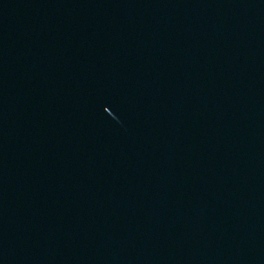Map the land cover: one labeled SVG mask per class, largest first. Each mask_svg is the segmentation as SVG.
Instances as JSON below:
<instances>
[{"label": "water", "instance_id": "95a60500", "mask_svg": "<svg viewBox=\"0 0 264 264\" xmlns=\"http://www.w3.org/2000/svg\"><path fill=\"white\" fill-rule=\"evenodd\" d=\"M0 264H264V0H0Z\"/></svg>", "mask_w": 264, "mask_h": 264}]
</instances>
